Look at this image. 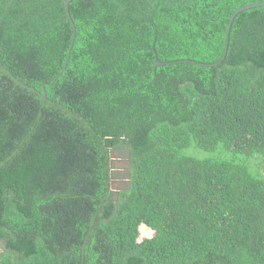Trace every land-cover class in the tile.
I'll use <instances>...</instances> for the list:
<instances>
[{"label":"trees","instance_id":"16d2710c","mask_svg":"<svg viewBox=\"0 0 264 264\" xmlns=\"http://www.w3.org/2000/svg\"><path fill=\"white\" fill-rule=\"evenodd\" d=\"M258 1L0 0V264H264Z\"/></svg>","mask_w":264,"mask_h":264},{"label":"water","instance_id":"95a60500","mask_svg":"<svg viewBox=\"0 0 264 264\" xmlns=\"http://www.w3.org/2000/svg\"><path fill=\"white\" fill-rule=\"evenodd\" d=\"M63 1V5H64V15L69 19L70 23H71V26H72V36H71V43L74 39V34H75V27H74V24L72 22V19L70 17V14H69V10H68V3L70 0H62ZM261 5H264V0L262 1H258V2H253V3H249V4H245V5H242L240 7H238L237 9H235L229 16V19H228V22H227V25H226V29H225V39H224V46H223V52H222V55L221 57L218 59V61L216 62H213V63H208V64H205V63H199V64H202V65H208V66H212V65H216L219 61H221L223 59V57L225 56L226 54V51H227V47H228V40H229V31H230V26H231V23H232V20L234 18V16L241 10L243 9H248V8H251V7H255V6H261ZM70 48H71V44L69 46V50L67 52V55H66V61L69 57V54H70ZM155 65L157 64H164V62H160L158 60H155ZM65 65H66V62H65ZM64 65V67H65ZM47 83H43L42 84V88L46 85ZM44 91V90H43ZM43 96L45 97V93L43 94Z\"/></svg>","mask_w":264,"mask_h":264},{"label":"rangeland","instance_id":"374dc122","mask_svg":"<svg viewBox=\"0 0 264 264\" xmlns=\"http://www.w3.org/2000/svg\"><path fill=\"white\" fill-rule=\"evenodd\" d=\"M112 156V167L113 170L116 172L121 173L122 169L125 168V166L127 165L126 161L120 157V156H116V154L114 152H112L111 154ZM125 178H121V177H112L111 179V187L113 189H118L121 187V185L124 183ZM153 233V231L149 230L148 228L141 226L140 227V236L139 238H143V237H149L151 236Z\"/></svg>","mask_w":264,"mask_h":264}]
</instances>
